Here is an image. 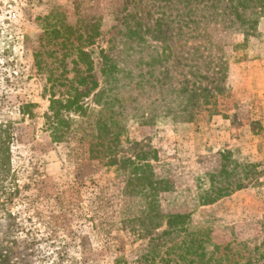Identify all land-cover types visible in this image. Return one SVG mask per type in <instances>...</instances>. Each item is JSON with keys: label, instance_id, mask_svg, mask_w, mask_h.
<instances>
[{"label": "rangeland", "instance_id": "374dc122", "mask_svg": "<svg viewBox=\"0 0 264 264\" xmlns=\"http://www.w3.org/2000/svg\"><path fill=\"white\" fill-rule=\"evenodd\" d=\"M186 3L0 0V124L12 135L0 264H148L137 260L148 237L135 219L149 202L189 215L187 230L209 254L220 244L224 263L264 264V14L247 10L250 29L237 0ZM81 49L99 82L81 97L89 115L109 87L103 54L134 78L123 80L115 122L104 115L108 128L85 138L92 118L71 111L76 121L55 139L50 97L77 85ZM193 84L214 95L189 103L182 89Z\"/></svg>", "mask_w": 264, "mask_h": 264}, {"label": "trees", "instance_id": "16d2710c", "mask_svg": "<svg viewBox=\"0 0 264 264\" xmlns=\"http://www.w3.org/2000/svg\"><path fill=\"white\" fill-rule=\"evenodd\" d=\"M185 1L187 2L186 5H190L192 0ZM238 7L242 8L241 13L237 10L239 19H241L242 23L244 22L250 29L254 28L257 20L252 18L248 21L246 19L247 10L251 9L250 14L257 17H261L262 14H264V0H237L236 8ZM156 22H161V19L157 18ZM127 44L128 42L124 43V45ZM79 55L80 60L86 65V70H80L77 72V85L72 84L67 92V98H56L54 94H51L50 97V113L47 114V123L55 139L63 138L64 134L71 128L72 123L76 121V119H73L70 116L71 111L78 113L81 117H86L87 121L92 118L88 122L87 127L82 125L83 130H85V138L91 135L87 133L89 130H91L92 135H94L97 128H108L109 118H106L104 115L110 113V116H112L110 121L113 123L115 115H117V112L120 113L119 109L123 105V94L121 90L126 86V82H123V80L129 79V82H131L134 78L132 76V71L129 73L122 72V74V70L117 66L118 61L107 54H103L102 58H104L105 63L102 68V74L105 83H107L109 87L97 92L95 102L99 104L101 108L98 110V114L95 115L96 117H93L92 115H89L88 105L85 106L81 101V97L92 90H96L99 86V82L93 75L94 67L91 54L88 51L81 49ZM165 59H167V56ZM153 61L159 63V60L156 57H154ZM198 76L206 79L201 73H199ZM79 85H88V88L82 92L79 89ZM193 85V88L187 87L182 89V92L185 94L190 91L187 93V96L191 97L189 100V103L191 104L197 103V99L199 98L203 99L214 95L210 92V89L207 86L199 84L200 86L196 87L195 84ZM141 86L142 88L145 87L143 85ZM105 94L108 95V98L102 100V97ZM90 109L95 111L93 108ZM95 118L97 119L94 120ZM81 123H83V121H81ZM81 123L79 125H81ZM11 137L10 126L0 124V178H8L12 172L10 158ZM93 146L94 143L90 142L89 150L91 153L97 152L94 150ZM142 179L143 177H139L138 183L139 185L144 186L145 184L142 183ZM132 183L133 180H130L129 184ZM150 186H153V184L150 183ZM188 218L189 215L184 213L161 214L159 212H154L153 203L149 202L148 209L143 211L141 217L135 219L139 222L142 228L139 230V234L148 237V242H145L143 251L137 257V260L148 264H226L224 263L222 256L218 254L220 252V244H215L214 249L209 254L203 236H200V233L197 231L187 230L186 224ZM183 232L185 233L186 238L180 242L176 239L169 238L174 233L181 234Z\"/></svg>", "mask_w": 264, "mask_h": 264}]
</instances>
